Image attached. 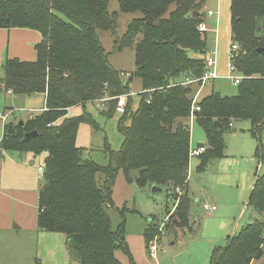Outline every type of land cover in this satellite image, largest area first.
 Masks as SVG:
<instances>
[{
	"label": "trees",
	"instance_id": "16d2710c",
	"mask_svg": "<svg viewBox=\"0 0 264 264\" xmlns=\"http://www.w3.org/2000/svg\"><path fill=\"white\" fill-rule=\"evenodd\" d=\"M117 1L119 11L138 13L122 36L115 33L117 12H109V0H0V28H29L41 36L34 45V61L5 60L3 89L15 95L45 94L44 109L38 114L22 125L6 121L0 149L46 152L37 226L64 234L69 258L79 264H122L115 256L118 249L128 255V264H135L125 241L124 219L114 229L107 212L118 170L141 187H167L174 200L179 197L175 190L186 183L189 170V112L200 86V82L182 84L180 79L200 77L208 56L206 32L198 29L205 0ZM171 5L174 8L166 14ZM229 8L230 42L239 47L233 63L243 78L235 95L213 90L197 100L200 110L195 120L206 137L198 145L206 147L198 155L201 171L223 155L224 132L232 128L230 123L248 120L257 151L262 148L264 51L258 49H264V0H230ZM103 30L114 33L115 49L133 51L135 69L126 80L121 75L125 72L109 63L98 36ZM189 51L202 57H191ZM134 76L141 79L142 88L137 107L130 110L129 82ZM122 94H127V102L118 129L124 141L118 151L106 146L109 160L100 165L84 157V148L76 145L80 124L98 128L84 107ZM116 103V98L106 101L102 113L111 117ZM75 106L83 112L69 116L68 109ZM32 131L37 133L24 139ZM191 201L185 190L175 209L176 230L187 226ZM247 204L264 212V174L256 177ZM157 227L145 228V243ZM263 232L264 221L246 223L223 248L212 251L210 264H251L261 258Z\"/></svg>",
	"mask_w": 264,
	"mask_h": 264
},
{
	"label": "rangeland",
	"instance_id": "374dc122",
	"mask_svg": "<svg viewBox=\"0 0 264 264\" xmlns=\"http://www.w3.org/2000/svg\"><path fill=\"white\" fill-rule=\"evenodd\" d=\"M203 7L205 18V11L208 8H216L215 0H205ZM173 8L174 5L169 6L166 14ZM108 10L117 12L115 29L117 36H122L130 20L138 16V13L119 11L117 0H109ZM228 15L229 9L222 0L218 25L216 24L215 27L214 22H210L212 29L210 28L208 32L206 52L210 46L212 48L216 46L215 59L218 76L212 80L214 81L213 90L232 96L237 92V85L228 78L227 62L231 45ZM204 20L198 24L200 31L205 30ZM98 36L111 67L126 73L134 71V54L130 48L115 49V35L110 30L100 31ZM189 55L194 58L202 57L198 51H189ZM231 75L234 73L231 72ZM3 76L4 70L0 67V78ZM123 79L126 80L127 77ZM212 81L199 86L198 98L210 92ZM129 88L132 91L130 99V110H132L137 107L140 99L141 79L132 77ZM10 105L16 110V112L13 111L10 119L25 122L40 112L38 108L42 106V96L38 93L31 96L9 95L6 91H0V112L8 109ZM84 108L97 123L98 128L94 129L87 123L80 124L77 132V146L84 148V157H90L100 165H106L109 158L104 151L105 147L108 146L111 150L118 151L123 144L124 137L118 129V118L124 111H115L111 117H108L95 103L88 102ZM83 110L82 107L75 106L70 109L68 115H78ZM2 127L0 123V135ZM249 129L250 122L242 120L237 121L230 130L225 131L223 155L211 159L202 171L198 169L200 163L198 156L190 157L188 182L179 187V192L175 190L179 196L175 200L167 192V187L161 188L160 191H152L151 186L141 187L135 182L134 177L132 180L126 179L122 170H118L111 193L112 206L107 209V212L114 229L121 223L122 218L124 219L125 241L128 243L134 262L143 257L144 264H210L212 251L225 246L228 234L233 236L242 226L254 219L264 221V212L259 213L246 203L256 177L264 174V128L261 133L260 152L257 151L258 142L250 134ZM190 137L192 147L206 142L204 130L195 119H192L190 123ZM32 155L37 157L35 162L42 165L46 152L42 151L35 155L32 153ZM185 190L192 199L191 215L187 226L176 230V226L173 225V220L176 218L175 209ZM216 194L220 196V200L217 201L218 211L208 213L202 209L200 202ZM151 224L158 227L150 241L145 243L140 233L143 234L145 228ZM56 235L61 239L66 238L62 233ZM138 237H140V242ZM17 239L22 243L23 249L15 257L14 264H25L23 260L18 263L17 258L34 255V245L26 237L17 236ZM150 242L156 245L155 257L149 254ZM20 246L17 244V247ZM56 246L58 255L60 254L58 257L63 254L65 260L60 257L56 263L45 261V264H79L76 260L69 258L65 245L60 247L57 241ZM116 256L123 264L128 263L129 257L122 250L118 249ZM263 259L264 255L254 264H263ZM29 262L28 260L26 264ZM39 263L41 264V260Z\"/></svg>",
	"mask_w": 264,
	"mask_h": 264
},
{
	"label": "crops",
	"instance_id": "0c3cea01",
	"mask_svg": "<svg viewBox=\"0 0 264 264\" xmlns=\"http://www.w3.org/2000/svg\"><path fill=\"white\" fill-rule=\"evenodd\" d=\"M224 1H225V6H227L229 9L228 27H229V34L231 36L230 8H229L230 0H224ZM215 3H216L215 9L208 8L205 11L206 16L204 18L205 19L204 25H205V30H206L205 32L207 35V39H208V32L211 28L210 22H214L215 27L216 24L218 25L219 23L218 14L221 9L222 0H215ZM209 10H212L214 12V15L209 16L207 14ZM40 38L41 36L39 32L33 29L0 28V67L3 66L7 58H18L20 60H25V61H34L36 59V52L34 49V45L40 40ZM206 47H207V42H206ZM210 51L216 52V46L214 48H212V46L207 48V52L209 53ZM2 78H0V87L2 88L1 91H5L3 89V85L1 84ZM211 87L212 88L210 92L213 91L214 81L211 82ZM6 92L9 95L13 94L10 91H6ZM215 92L220 93L219 91H215ZM38 94L42 96V106L38 108L39 111H41L44 109L45 94L43 93H38ZM220 94L223 96L229 95L222 93ZM31 95H27V96H31ZM11 106L12 105H10V107L8 106L9 107L8 109H4L0 113L7 112L9 110H13L14 112H16L15 108ZM70 109H68L67 112H69ZM235 123L236 122H234V124ZM234 124L232 125V127L234 126ZM233 131L236 132L235 130ZM1 138H2V132L0 135V141ZM191 145L192 144L190 137V146ZM36 158L37 157L33 156L32 152L29 151L19 152V151H8V150L0 149V264H8V263L14 264V260L16 259L15 257L17 256V254H19L22 251L23 249L22 243L20 242L19 239H17V236L22 238L26 237L27 239H30L29 242L30 241L32 242L35 251L34 255L30 254V256L28 257L17 258L18 263L23 260L25 261L26 264V262L29 260L30 261L29 264H35L36 259L41 260V264H45V261H48L50 263L53 262L56 263L58 261V258L60 259V257L63 260H65L63 254H61V256L58 257L60 254L58 255L59 252L57 251L56 245L58 241L60 247L64 245L66 247V238L61 239V237L56 235L58 233L41 230L37 226V217L39 213V205H38L39 191L44 181L42 179V173L39 170V167H42L43 164L38 165L35 162ZM187 182L188 179L186 183ZM218 200H220V196L219 194H216L213 197H208L204 199L200 203L215 204L216 205L215 211H218V206H217ZM140 235L143 236V234L141 233ZM227 236L230 237V234H228ZM138 241L140 242V237H138ZM17 244L21 246L17 247ZM116 255H117V250L115 251V256ZM117 259L119 260L118 257ZM142 260L143 257L136 259L135 264H144ZM259 260H261V258L253 260L251 264H254V262H258Z\"/></svg>",
	"mask_w": 264,
	"mask_h": 264
},
{
	"label": "built area",
	"instance_id": "2783aa9c",
	"mask_svg": "<svg viewBox=\"0 0 264 264\" xmlns=\"http://www.w3.org/2000/svg\"><path fill=\"white\" fill-rule=\"evenodd\" d=\"M207 14L209 16H212V15H214V12L212 10H209L207 12ZM238 51H239L238 45L237 44H231L230 50L228 52L229 60L227 62V68H228V72H229L228 78L232 79L233 84H236V85L243 78V76L241 74L236 72L235 65L233 63V60H234L236 54L238 53ZM231 72H233L234 75H231ZM121 75L123 77H127V78L129 76L128 73H121ZM217 76H218V72H217V67H216L215 51H210L208 53V56L206 57V59L204 61L203 74L198 78L186 77L180 82L182 84L200 82V85H201V84H204L205 82L214 80ZM198 95H199V90H197L195 92V94L192 98L190 112H189V122L190 123H191L192 119H195V112L200 110V107L197 104ZM111 98L117 99L116 111L123 112L124 107H125L126 102H127V94L118 95L116 97H107L106 96V97L95 100L94 103L99 109L103 110L106 101H108ZM12 113H13V110H9L7 112L0 113V123H2V126H4L6 121H8L10 119V117H11L10 114H12ZM230 126H232V123H230ZM205 149H206L205 146H197V147H191L190 146L189 154H188L189 158L193 157V156L200 155L202 152L205 151ZM39 170L41 171V173L43 172L42 167H39ZM176 190L179 192V187H177ZM201 207L203 210H205L208 213L216 210L215 204L202 203ZM155 251H156V245L154 243L150 242L149 254H151V256L155 257V253H156Z\"/></svg>",
	"mask_w": 264,
	"mask_h": 264
},
{
	"label": "water",
	"instance_id": "95a60500",
	"mask_svg": "<svg viewBox=\"0 0 264 264\" xmlns=\"http://www.w3.org/2000/svg\"><path fill=\"white\" fill-rule=\"evenodd\" d=\"M198 13L197 12H193V15H197ZM259 51H264V49L263 48H260V49H258ZM1 87H0V91H1ZM19 124L20 125H22L23 124V121L21 120V121H19ZM37 132L36 131H32V132H28V133H26L25 135H24V139H27V138H29V137H31V136H33V135H35ZM151 190L152 191H160L161 190V187L160 186H157V185H152L151 186Z\"/></svg>",
	"mask_w": 264,
	"mask_h": 264
}]
</instances>
